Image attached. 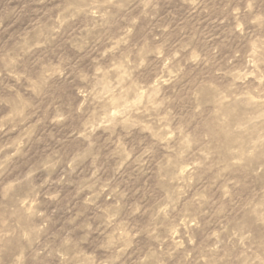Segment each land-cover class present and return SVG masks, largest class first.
I'll return each mask as SVG.
<instances>
[{"label":"clouds","instance_id":"clouds-1","mask_svg":"<svg viewBox=\"0 0 264 264\" xmlns=\"http://www.w3.org/2000/svg\"><path fill=\"white\" fill-rule=\"evenodd\" d=\"M0 264H264V0H0Z\"/></svg>","mask_w":264,"mask_h":264}]
</instances>
